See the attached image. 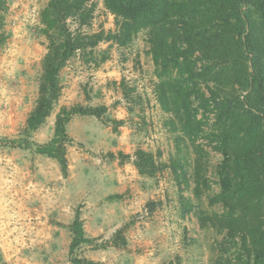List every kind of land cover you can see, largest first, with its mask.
<instances>
[{
  "label": "rangeland",
  "instance_id": "1",
  "mask_svg": "<svg viewBox=\"0 0 264 264\" xmlns=\"http://www.w3.org/2000/svg\"><path fill=\"white\" fill-rule=\"evenodd\" d=\"M47 1L7 0L4 29L9 35L0 48V264H69L66 225L77 210L85 236L92 238L77 248L79 257L98 264H211L221 233L202 229L191 213L182 216L179 193L209 213H220V205L208 203L218 191L214 170L220 154L198 139L207 151L209 184L198 197L192 179L180 192L168 169L151 178L132 164L137 148L160 151L162 161L174 150L152 92L155 77L143 32L127 47L100 42L94 54L104 52L107 59L97 66L75 55L60 71L61 95L32 133L33 141L51 138L62 106L107 107L100 119L74 115L68 122L72 142L66 147L65 175L55 159L6 142L21 135L37 96L46 39L36 26ZM91 1L94 17L85 30H113L114 18L103 0ZM120 81L135 87L128 99ZM119 151L130 158L121 160ZM150 201L155 203L151 211ZM117 229H122L125 246L109 243Z\"/></svg>",
  "mask_w": 264,
  "mask_h": 264
},
{
  "label": "trees",
  "instance_id": "2",
  "mask_svg": "<svg viewBox=\"0 0 264 264\" xmlns=\"http://www.w3.org/2000/svg\"><path fill=\"white\" fill-rule=\"evenodd\" d=\"M95 6L91 0H48L40 9L36 31L46 39V51L37 96L21 135L6 142L55 159L65 175L66 147L72 142L68 122L74 115L100 119L107 107L62 106L51 138L33 141L32 133L61 95L60 71L75 55L97 66L107 59L104 52L94 54L100 42L127 47L143 32L155 77L152 92L174 150L162 161L160 151L137 148L133 166L151 178L168 169L180 192L192 179L198 197L202 187H209L207 151L198 141L204 139L220 154L214 170L218 191L208 203L220 205L221 212L209 213L179 193L181 215L191 213L202 229L221 233L211 264H264V0H103L115 28L85 30ZM7 10V0H0V48L9 35L4 29ZM119 86L125 99L135 89L123 81ZM118 156L130 158L121 151ZM154 204L147 202L150 211ZM66 228L71 233L69 264H98L76 253L92 241L84 234L78 210ZM109 243L125 246L122 229Z\"/></svg>",
  "mask_w": 264,
  "mask_h": 264
},
{
  "label": "crops",
  "instance_id": "3",
  "mask_svg": "<svg viewBox=\"0 0 264 264\" xmlns=\"http://www.w3.org/2000/svg\"><path fill=\"white\" fill-rule=\"evenodd\" d=\"M67 128H68V124H67ZM68 131V130H67Z\"/></svg>",
  "mask_w": 264,
  "mask_h": 264
}]
</instances>
